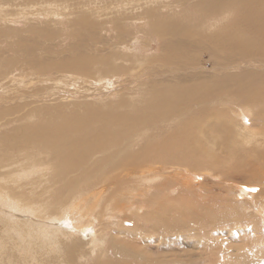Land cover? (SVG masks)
<instances>
[{
    "label": "bare ground",
    "instance_id": "obj_1",
    "mask_svg": "<svg viewBox=\"0 0 264 264\" xmlns=\"http://www.w3.org/2000/svg\"><path fill=\"white\" fill-rule=\"evenodd\" d=\"M40 1L26 0L25 2L30 4ZM74 1L76 0H43L40 11L47 14L51 12L55 16H62L63 19L78 13L83 14L76 20L69 21L75 28L73 45L69 50L54 52L50 59L48 58V64H41L40 59L29 50L34 47L33 45L23 46L24 51L32 58L31 67L41 75L39 76L37 72L22 78L12 75L8 82L15 84L12 87H17L16 90L19 91L15 96L17 100L9 106L7 111L0 109V120L2 116L3 118L13 117L15 121L23 123L15 130L16 134L12 136L15 137L14 141L11 144L8 143L7 150L11 154L6 151L0 155V264H166L173 262L174 257L166 261L162 253L157 255L158 258L155 255H153L155 258L147 255L149 251L145 250L142 242L140 243L142 248L148 253L139 254L132 245L126 244L120 237L135 232L141 236L139 238L146 239L147 245L155 244L157 251L161 252L164 249L161 247L163 242L166 246H170L179 239L180 242L183 234H189L190 237L197 236L186 229L187 225L179 217L184 205H181L179 199H173L175 195L171 197V201L176 202L173 203L174 206L170 201L171 208L167 201L163 202L157 214L152 215L157 220H153L149 214L145 225L148 228L149 223H153L151 228H148L150 232L146 229V232H137L138 226L131 227L129 222L128 224L122 222L116 229L110 246L107 245V237L102 238L103 234L98 235L101 237L98 239L94 235L91 239H86L91 237L93 227L98 229L97 226L102 225L105 217L110 219L109 217L112 216L117 219L120 213H126L124 210L129 208L131 200L138 201L141 197L139 192L135 193L136 190L129 187L120 186L115 193H109L108 187L112 183L106 178L113 177L115 169L103 172L98 177L94 176L99 171H105L107 167H113L112 158L96 159L95 157L104 153L110 143L113 142L112 145H114V141L121 138L123 134L146 125L158 126L160 123L176 122L177 118L190 112L199 104H204L203 106L213 104V107L202 109H199L202 107L199 106L192 113L198 115L195 119L187 118L186 123L175 132L170 130L169 136L172 140L148 144L141 153L134 152V145L126 148L131 149L132 152V156L126 159L130 163L129 169L144 168L134 170L131 175L132 180L134 179L133 183H136L135 188L143 189L144 186H151L160 182L161 179H166L167 177L163 174L173 167L172 171L175 169V173H168L170 174L168 179L161 184V193L169 190L173 179L175 182L181 179L184 182H179L176 193L181 194L182 198L191 194L196 188L192 181L198 179V174L187 164L194 160L198 164L202 152L200 133L204 132L222 135V143L218 144L223 145L220 150L226 154L233 153L238 158L241 155L243 157L232 171H221L218 169L219 166L213 168L223 178L220 181L223 183L217 184L220 191L230 179L233 182L250 180L257 184H264V149L260 148L264 146V79L255 75L258 69L252 70L243 66L242 63L249 59L264 58V0H177L178 3L182 2L179 4L187 8L190 6L197 11L205 12L210 18L208 21L199 23L182 21L172 18L169 14H162L158 7H148L157 3H151V0H109V4L107 2L102 9H89L86 5L73 8L71 3ZM139 2L143 4L140 5ZM143 6L146 9H143ZM34 8L35 6H32L29 13L31 16L43 14L38 8L33 10ZM131 9L133 11L142 9V11L133 18H128L131 22H135L130 24V21H127L130 25L118 26L122 21L118 18L100 23L92 19L93 15L101 10L107 12V17H110L117 12H127ZM3 10L0 7V17L4 13ZM36 12L37 15H35ZM220 14H226L223 17L225 23L219 22L216 26L209 23V21L212 22V18L217 19ZM9 22L14 24L16 20L11 19ZM105 25H111L110 28L108 26L105 28L109 33L116 29H123L124 26L132 29H143L149 26V29L143 32L149 38L146 41H150L148 45L151 47V40H161L162 53L145 60L135 58L133 60L122 52L110 51L106 46L101 45L102 40L96 31L98 27ZM45 26V28H32L30 31L37 30V33H41L51 41L61 37L59 30L53 29L50 25ZM61 26L65 28V25ZM137 33L140 34V32ZM125 43L121 41V44ZM116 47L119 45L114 42L115 50ZM117 49L130 50V47L124 46L123 49ZM6 61L8 65H14V57L9 56ZM208 65L211 67L210 70L207 68ZM206 68L209 71H206ZM142 71L149 72L151 75L147 76V83L143 88L144 104L135 105L133 98H130L131 94L125 92L131 91L125 84H132L135 75L142 76ZM4 72L0 71L1 74ZM5 84H0V87L2 85L5 87ZM81 85L88 87L81 93L87 98L97 95L92 89L98 91L99 88H104L107 92L110 86L111 88L118 86L123 90L119 89L121 94L117 97L108 95L107 102L86 103L81 109L71 108L68 102L71 101L70 95L66 94L65 89ZM9 88L5 87L6 92L12 90ZM250 91H252L251 99L243 104L235 101L239 107L234 105V100L231 102L239 93ZM63 92L65 95L60 96ZM225 102L232 107L223 108ZM246 114L252 115V125L249 124L252 123L251 120L248 121L245 117ZM40 116H43V121L39 120ZM33 118L37 120L31 122ZM203 123H207L205 129L202 128ZM167 142L172 143L170 148ZM243 143L253 145L249 149L246 147L243 149L241 148ZM256 143L260 146L257 147ZM42 155L46 156L42 157ZM149 160L150 162L177 160V164L161 165V168L151 169L152 172L147 173L145 170L150 168L142 165ZM237 166L249 169V173L243 175L240 173L242 169L238 171ZM51 170V175L46 174ZM255 171L260 175L255 174ZM211 175L218 176V173ZM41 179L47 182H42ZM82 180L87 181L86 189H76L80 187L77 183ZM98 180L107 185L97 190H90L95 187L92 181L97 183ZM52 185L64 187V196H57ZM231 186L232 184L225 191L229 192L232 198V194L236 195L237 192L235 193ZM253 187L254 192L251 191ZM253 187L238 188L237 186L236 189L239 190V196L251 199V203L253 200L255 204L252 205L254 206L252 209L256 210L257 207L258 211H256L264 217V190L259 189L260 195L256 198L249 197V191L255 193L258 189L255 185ZM216 199L213 203L216 207V220L220 222L221 202L219 198L218 202ZM233 201L235 203L236 200L233 198ZM204 203L208 205L207 202ZM258 203L261 205H257ZM194 204L195 202L192 206L197 205V203ZM244 205L247 204L244 203ZM1 206L29 213L35 216V219L23 213H20L18 217L16 214L5 212ZM137 209L141 210L140 207ZM211 210L205 209L207 212ZM69 218L74 220V228L71 227ZM260 219L259 217L258 220ZM123 220H126V216ZM199 220L204 222L206 218L199 217ZM216 229H212L213 232ZM208 234L214 235V233ZM204 235L206 240L208 235ZM182 239L191 240L189 237ZM196 242L197 239L195 244ZM203 242L207 245L206 241ZM163 251L165 252V249ZM179 253L180 251L175 255Z\"/></svg>",
    "mask_w": 264,
    "mask_h": 264
},
{
    "label": "rangeland",
    "instance_id": "obj_2",
    "mask_svg": "<svg viewBox=\"0 0 264 264\" xmlns=\"http://www.w3.org/2000/svg\"><path fill=\"white\" fill-rule=\"evenodd\" d=\"M25 1L26 0H0V7L4 9L3 10L4 13L2 14V17H0V19H2L0 20V71L1 70L5 71L3 74L0 73V76H2L0 77V84L6 83L5 87H10L9 89H12L9 91L7 90L6 92L4 85L0 87L1 88L0 89V109L4 111H7L9 106L12 103L16 102L17 99L15 96L18 95V92H19L18 90H16L17 87H12L15 84L13 85V83L8 82L9 78H11L12 75H15L20 78L27 76V74H30V73L32 74L33 72H37L39 76L41 75L38 73V71L34 70L31 67L32 58L27 55V53L23 49V46H27V44L33 45L34 47L29 48V50L40 59L41 64H48V58L50 59L51 55L54 52L60 53V52L69 50L72 47L74 39H75V35L73 34L75 28L71 26V23L69 21L72 22L73 20H76L77 18L83 16L82 13H78V14L69 16L67 19H63L62 16L60 17L55 16L51 12L47 14L44 11H40V6L42 5L43 0H41L39 3L36 2V3H30V4H27ZM107 2L109 4L110 1L109 0H76L72 2L71 4L73 8H81L84 5H86L87 8L89 9H95V8L102 9V8H105L104 6L106 5ZM154 2L155 3L157 2V3L151 4L148 7L150 8L158 7L162 14H169V16H171L174 19H179L182 21H188V22H193V23L208 21L210 19L207 17L205 12L197 11L194 9V7H190V6L189 8H187V6H183L179 4L182 2L178 3L177 0H151V3H154ZM139 4L142 5L143 3L139 2ZM32 6H35L33 10H36L38 8L39 11L43 14L41 16H31L29 13L32 10L31 9ZM143 9H146V7L143 6ZM141 11L142 9L135 10V11L131 9V10H128L127 12H117V13L113 12L115 13V15L107 17V12L101 10L99 12H96L93 15L92 19L93 21L100 23L102 21H109L113 18H118L122 20L121 22H119L120 25L118 26L130 25L135 22H131V20L128 18H133L137 13ZM35 15H37V12ZM225 15L220 14L217 19L212 18V22L209 21V23L215 24V26L218 25L219 22L225 23V19L223 20V17ZM11 19L16 20V23L14 24L10 23L9 21ZM127 21H130L129 22L130 24H127ZM136 23H140V22H136ZM45 25H50L53 27V29L59 30L61 37L55 41H51V40H48L41 33H37V30L30 31V29L32 28H35V29L45 28L46 27ZM61 25H65V28ZM106 26H108L109 28L111 27V25L101 26V27H98L96 31H98L100 39L102 40L101 45L106 46L110 51L122 52V54H125L126 56L131 57L133 60L134 58L136 60L138 59L145 60L153 56L160 55L162 53L161 52L162 43L160 42L161 40L160 41L159 39H156L155 41L151 40L152 42L151 47H149L148 45L150 41L149 42L146 41V39H149V38H147V35L143 32L147 31L149 29V26L143 27V29H132V28H128L124 26L123 29H120V30L116 29L112 33L107 32V30L105 29L107 28ZM203 29L204 28L201 27L202 31H204ZM199 30L200 29H198V31ZM137 32H140V34ZM143 39L145 40L143 41ZM121 41H125L126 43L121 44ZM114 42L118 43L119 45V47H116V50L114 49ZM124 46H129L130 50L117 49V48L123 49ZM9 56L14 57V65H8L6 60L8 59ZM242 63H243V66H247L252 70L258 69L255 75L264 79V58L249 59ZM260 64H263V65L260 66ZM207 68L210 70L211 69L210 65H208ZM207 68H206V71H209ZM148 75L150 76L151 73L142 71V76L135 75V77L132 79V84H125V86L131 90V91H125V92L131 94L130 98H133L132 101L134 102L135 105H138V104L143 105L145 102V97L142 96V94L144 92V89H143L144 85L145 83H147L146 79ZM87 88L88 87L86 85H81V86L70 87V88L65 89L66 94L70 95L69 100L71 101H68V102L70 103V105L74 106L73 107L69 105V107L81 109L86 103L100 104V102H107L106 100H108V95L110 97H114V96L117 97L118 94H121L119 93V91L123 90V89H120V87L118 86L117 88L115 87L111 88L110 86L108 88L109 91L107 92L105 91L104 88H99L98 91H95L94 89L90 88L93 90V92H96L97 95L90 96L87 98L85 94H81L83 91L87 90ZM61 94L60 96L65 95L64 92ZM251 94H252V91H250L249 93H243V94L239 93V95L235 96V98L232 99L231 102H233L234 100V105L239 107L238 103L243 104L244 102L251 99L252 98ZM10 97L12 98L10 99ZM235 101L236 102L239 101V102L236 103ZM19 102H22V101H19ZM227 102L223 103V106H222L225 109L231 106V104H227ZM4 104L5 106H3ZM55 104H58V103H55ZM203 105L204 104H199L198 106H195L194 108L191 109L190 112L184 114L182 117L177 118L176 122L160 123L158 126L146 125L145 127L136 129L133 132L123 134L121 138H117L114 141L115 142L114 145H112L113 142L110 143L107 146L104 153L97 155L95 157L96 159L104 158V157L112 158V162L114 164L113 167L111 168L107 167L105 168L106 169L105 171H99L98 174L94 176V177H98L103 172H108L112 170L113 168L115 169L114 174H112L113 177L106 178L112 183V185L108 187L109 193L111 192L115 193L118 187L121 186L122 188L124 187L133 188L134 190H136L135 193L139 192L141 194V197L138 199V201L131 200L130 205H128L129 208L124 210L126 211V213L125 214L120 213L117 219L112 216L109 217L110 219H108V217H105V219L102 221V225L97 226L98 229H96V227H93L91 237L88 235L89 237H87L86 239L88 240L91 239L93 235L95 236V238L98 239V238H101L98 235L103 234L102 238L107 237V243H108L107 245L110 246V244L112 243L113 235L116 229L119 227V225L122 224V222H125L126 224H128L129 222L131 227H133V225L138 226L137 232H142V231L146 232L145 229L148 230V228H151V224H153V223H149L148 228H146L147 225H145V220L147 219V217H149V214L153 218L152 215L154 213L155 215L157 214L156 212L158 211L161 203L166 202V201L168 202V206L170 208L174 206L175 204L173 203L175 202V200L173 202L171 201V199L173 198L172 196L175 195L176 197L174 196L173 199L175 198L179 199L181 205H184L182 207V211H180L181 213L179 217L182 218L181 220L184 221L185 225H187L186 229H189L190 232L192 231L193 234H197V236H195L197 239L196 244H195V241H196L195 237H190L189 234L188 235L183 234L182 236L185 239L189 237V239L191 240L186 241L182 239L183 237H181L182 242L181 241L179 242L180 239L178 240V242L181 243V245L178 242H176L174 244L172 243V245L170 246L167 245L168 247L164 244L165 242H163L161 243L162 245L161 247L165 249V252L163 251L164 249H162L161 252H158L156 249L157 246L155 244L147 245L146 239L144 237L142 239L139 238L141 236H139L135 232H133V234L128 233V235H123L120 238L123 239L126 244L132 245V248L138 251L139 254L146 255L149 251L150 254L148 253L147 255L157 256L159 255V253L160 254L162 253L165 256V257L163 256V259L166 261H170V258L174 257L175 260L173 262H169L166 264H264V223H263L264 217H262V214H259L257 212L258 211L257 207H256L257 211L255 210V208L252 209L254 207L252 205L255 204L254 201L252 200L253 203H251V199L241 196V195L239 196L240 193L238 192L239 190H237L239 187H253L255 185L257 186L255 188H258V189L255 193H252L254 192L253 191L254 187L251 188L252 192L249 191L250 193L249 197L252 196L256 198V196L260 195L258 192L259 189L264 190V184H257L256 182L250 181V180L249 181L240 180V181L233 182V180L230 179V181L227 182L228 184L226 183L223 185L225 189L223 188L221 189V191L218 189L217 184L223 183V182H220L222 181L223 178H222V175L216 170H213V168H216V167L218 168L219 166L218 169H220L221 171L223 170L232 171L234 170L236 165L240 161H242V158H243L242 155L240 156V158H238L233 153L226 154L223 150H220V148H222L223 145L220 146L218 144L222 143V135L210 134L209 132L200 133V137H201L200 144H201L202 152H201V155L199 156V162L197 164V161L194 160L193 162H189L190 164H187L191 170L197 172L198 174V179H194L195 182L192 181V183H194L193 185L196 188H194V191L191 194L189 193V195L187 194L186 196L182 198L181 194L176 193L177 190L179 189L178 184L184 182L181 179H179V181L177 182H175L173 179L169 187V190L166 189L167 191H164L163 193H161V190H160L162 188L161 184H163L168 179L170 174H173L175 170L173 169L172 171L173 167L170 168L169 171L167 172L165 171L166 174H163L167 178L161 179V181L156 184H153L151 186H144L143 189H138V188H135L136 183H133L134 179L132 180V177H131V175H133L132 174L133 171L134 170L137 171L139 169H144V168L132 167L131 169H129L130 163L126 161V159L127 157L132 156V152H131V149H126V148L134 145V152L141 153L142 150L148 144L160 143L161 140L162 142L166 140H172L169 136L170 130H172V132H175L177 129H179L186 123L187 118H190V120L195 119L198 115L192 114L194 110L198 109L199 106L200 107L202 106L199 109H202L205 107H213V104H208L205 106ZM245 117L248 119V121L251 120L250 122L252 123H249V124L252 125L253 124L252 115L246 114ZM8 120H11V122H7ZM15 120L16 119L13 117L3 118V116H2V119L0 120V155L4 154L6 151L8 154H11L9 153L10 151L7 150V148H9L8 145L14 141L13 138L15 137H12V136L16 134L15 130L18 127L22 126L23 124L22 122L20 121L17 122ZM36 120L37 119L33 118L30 121L34 122ZM39 120L43 121V116H40ZM206 126H207V123H203L202 128L205 129ZM20 133H22V131ZM7 136L9 137L8 139L6 138ZM167 145L170 148L172 143L167 142ZM252 145L253 144L243 143V145H241L242 146L241 148L245 149L246 147V149H249L250 147H252ZM256 146L259 147L260 145L258 146V144L256 143ZM260 148L264 149V146H260ZM45 156L46 155H42V157H45ZM149 162H145L142 165V166H145V168H150V169L145 170V172L147 173L152 172L151 169L161 168V165L169 166L170 164L171 165L177 164L176 163L177 160L152 161L150 163ZM164 168L166 169L167 167H164ZM241 169L242 171L240 173H242L243 175H246L249 173V169L247 168L244 169L242 167L237 166L238 171ZM148 170H151V171L148 172ZM51 173H52V170L48 171L46 174L51 175ZM212 173H215V174L218 173V176H212L211 175ZM256 173L259 174V172L255 171V174ZM124 176H127V177H124ZM100 180H98L97 183H94V181H92L95 187L91 188L90 190L92 189L97 190V189H100L102 186L107 185L106 183ZM213 180H214L215 185L213 184ZM41 181L47 182L42 179ZM86 184H87V181L82 180L81 182L77 183V186L79 185L80 187L76 189L85 190ZM124 184H126V186ZM231 184H232L231 186L232 190L234 189V192L238 193V194L236 193V195L231 193L232 198H231V195L228 194L229 192L225 191L230 187ZM52 186L53 188H55L56 190L55 194L57 196H64V193H63L64 187L62 188L60 185L59 186L52 185ZM237 186L238 188L236 189ZM173 188L175 190H173ZM210 191H211V194H210ZM206 194L209 196H207ZM216 198L221 202L220 203L221 205H219V209H220L219 214L220 215L222 214V217L220 218V222L216 220V217H217L216 210H215L216 207L214 205L215 203H213V201L215 202ZM233 198L234 200H236L235 203L233 201ZM263 199H264V196H263ZM169 201L172 206L169 205L170 204ZM188 201H190L189 202L190 204H188ZM194 202H195L194 205H196L197 203L196 206H192ZM204 202H207L208 205ZM209 203L212 204L213 206L210 205ZM244 203L247 204L248 207L247 205H244ZM203 205L206 206V208H208L209 210H211L212 208L214 210L212 209L213 211L211 210L207 212L205 211L206 208ZM236 205L238 206L236 207ZM257 205H261V204L258 203ZM130 206H133V207L130 208ZM199 206L201 207L203 206L202 207L203 209H200ZM138 207H140L141 210H138L137 209ZM184 207L187 210L184 209ZM2 209L5 212L16 214L18 215V217H20L21 215L20 213H23V212H19V211H16L8 207H2ZM182 213H184V215H181ZM23 214H27L30 217L35 219V216L30 215L29 213H23ZM171 214L174 215V213H171ZM258 215L262 220L261 219L258 220L259 218ZM124 216H126V220H123ZM203 216L206 218V220L204 222H202L201 220L200 222L199 217L202 218ZM69 220L72 223L71 227L74 228L75 227L74 220L71 218H69ZM153 220H157V219L153 218ZM257 220L259 222L260 221L262 222L258 224L259 222ZM246 221H247V224H246ZM142 224H144V226ZM212 229L213 230L216 229V231L213 232ZM150 231L151 230H148V232ZM207 232L210 233V235L211 233H214V235L209 236ZM259 232H261L262 235ZM200 233H202L203 235L204 234L208 235L206 236V240L204 237L205 235L201 236ZM203 241H206L207 245ZM135 242L137 244H135ZM140 243L144 244L145 246L143 247H145L146 248L145 250H148V251H145L144 248H142V245ZM142 250L144 252H142ZM179 251L180 253L175 255V253ZM155 256L153 257L155 258ZM166 256L168 257V259H165L167 258ZM158 257L159 256H157L156 258ZM143 264H147V263H143Z\"/></svg>",
    "mask_w": 264,
    "mask_h": 264
}]
</instances>
